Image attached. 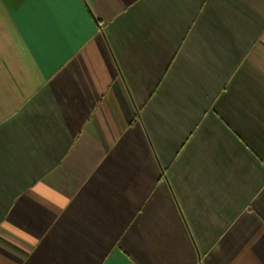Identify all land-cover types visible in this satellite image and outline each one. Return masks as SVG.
Wrapping results in <instances>:
<instances>
[{
	"label": "crops",
	"instance_id": "crops-1",
	"mask_svg": "<svg viewBox=\"0 0 264 264\" xmlns=\"http://www.w3.org/2000/svg\"><path fill=\"white\" fill-rule=\"evenodd\" d=\"M0 264H264V0H0Z\"/></svg>",
	"mask_w": 264,
	"mask_h": 264
}]
</instances>
